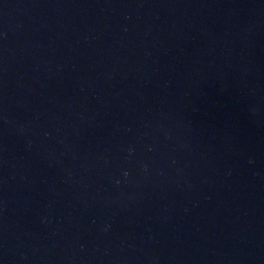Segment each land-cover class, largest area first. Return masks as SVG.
I'll use <instances>...</instances> for the list:
<instances>
[{"label": "water", "instance_id": "95a60500", "mask_svg": "<svg viewBox=\"0 0 264 264\" xmlns=\"http://www.w3.org/2000/svg\"><path fill=\"white\" fill-rule=\"evenodd\" d=\"M0 264H264V0H0Z\"/></svg>", "mask_w": 264, "mask_h": 264}]
</instances>
